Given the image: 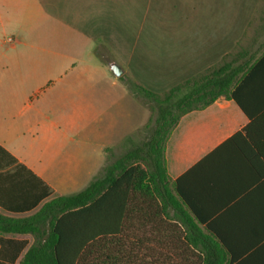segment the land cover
Returning a JSON list of instances; mask_svg holds the SVG:
<instances>
[{
	"label": "crops",
	"instance_id": "obj_1",
	"mask_svg": "<svg viewBox=\"0 0 264 264\" xmlns=\"http://www.w3.org/2000/svg\"><path fill=\"white\" fill-rule=\"evenodd\" d=\"M226 54L240 68L235 97L180 116L165 141L166 174L215 250L231 264H264V0H0V172L22 164L49 191L0 213L31 216L83 188L106 148L112 156L125 137L138 143L151 111L125 77L162 94ZM19 177L0 187L36 183ZM45 235L0 232V249L25 252Z\"/></svg>",
	"mask_w": 264,
	"mask_h": 264
},
{
	"label": "trees",
	"instance_id": "obj_2",
	"mask_svg": "<svg viewBox=\"0 0 264 264\" xmlns=\"http://www.w3.org/2000/svg\"><path fill=\"white\" fill-rule=\"evenodd\" d=\"M230 56L226 54L218 66L189 77L162 94L125 77L124 84L129 92L140 97L154 113L141 128L148 133L146 138L126 147L130 136L125 137L120 144L124 151L111 161L108 159L112 150L106 148V163L83 188L52 197L31 216L11 217L0 213L2 233L35 229L46 232L25 252L14 249L15 244L10 249L9 242L7 246L1 243L0 264H13L17 259L18 264H104L105 260L100 261L99 257H94V262L87 257L99 252L105 240L113 242L132 232L136 219L140 227L151 222L150 227L157 235L164 231L169 239L165 240L163 234V237L154 238L155 241L180 248L184 256L189 253L187 257L193 263L231 264L228 252L215 250L214 240L204 234L189 215L184 207L186 198L180 200L175 194L164 160L165 141L182 114L203 108L220 95L235 97L230 86L240 68L231 65L227 60ZM0 150L3 149L0 147ZM20 170L26 171L29 179L34 177L36 183L22 178L11 188L2 185L0 205L4 209H28L49 194L47 186L22 164H16L11 172H0V182L20 178ZM167 207L174 209L180 224L166 222ZM47 216H50L49 222L44 224ZM33 221L39 225L33 226Z\"/></svg>",
	"mask_w": 264,
	"mask_h": 264
},
{
	"label": "rangeland",
	"instance_id": "obj_3",
	"mask_svg": "<svg viewBox=\"0 0 264 264\" xmlns=\"http://www.w3.org/2000/svg\"><path fill=\"white\" fill-rule=\"evenodd\" d=\"M150 117H154L153 112H150ZM147 134L140 129L137 140L145 139ZM131 145L130 143L125 144L126 147ZM123 151L124 147L116 148L108 161L113 160ZM133 224H135V229L132 232L122 235L119 240L113 242L105 240L103 248L99 252H92L87 259L94 262L93 258L99 257L100 261L105 260L104 264H198L197 261L194 263L190 261V257H187L189 253H186L185 256L182 255L180 248L171 247L167 241V244H158L154 238L163 237V234L165 240H168L169 237L165 236L164 231L163 234L157 235L150 227L151 222H147L145 227H140L139 220L136 219ZM138 238H141L142 241H138ZM185 257L187 258L185 259ZM17 262L15 264H18Z\"/></svg>",
	"mask_w": 264,
	"mask_h": 264
},
{
	"label": "water",
	"instance_id": "obj_4",
	"mask_svg": "<svg viewBox=\"0 0 264 264\" xmlns=\"http://www.w3.org/2000/svg\"><path fill=\"white\" fill-rule=\"evenodd\" d=\"M112 72L115 74V75H119L121 73V68L118 64L114 63L110 66Z\"/></svg>",
	"mask_w": 264,
	"mask_h": 264
}]
</instances>
